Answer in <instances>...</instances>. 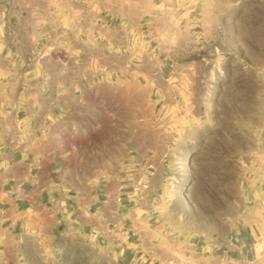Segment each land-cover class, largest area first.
<instances>
[{"label": "rangeland", "instance_id": "obj_1", "mask_svg": "<svg viewBox=\"0 0 264 264\" xmlns=\"http://www.w3.org/2000/svg\"><path fill=\"white\" fill-rule=\"evenodd\" d=\"M45 1L0 0V100L64 114L69 69L91 72L78 109L136 147L138 198L86 230H0V264H264V0L137 2L82 43ZM238 230L248 259L227 251Z\"/></svg>", "mask_w": 264, "mask_h": 264}, {"label": "crops", "instance_id": "obj_2", "mask_svg": "<svg viewBox=\"0 0 264 264\" xmlns=\"http://www.w3.org/2000/svg\"><path fill=\"white\" fill-rule=\"evenodd\" d=\"M46 1L48 9L71 14L62 25L73 28L69 41L73 42L71 34L75 33L78 37L74 41L80 43L87 41V26L108 24L105 12L132 10L137 2L150 4V0ZM52 1L54 4H50ZM34 4L31 0L32 12ZM89 11L95 12L94 18H74L75 12ZM17 23L36 27L39 22L28 19ZM48 24L61 25L55 19ZM88 73L81 68L69 69L71 76L62 87L64 98L70 100L67 106L73 110L64 114L31 109L25 113L22 99L0 100V230L7 236H16L23 228L41 235L71 228L86 230L96 225L98 213L104 209L110 211L109 215H119L121 203L138 198L130 178L121 174V167L135 165L136 147L125 143L121 148L118 134L104 138L98 133L97 117L78 109L93 106L86 97L87 79L81 78ZM77 75L80 77H74ZM8 107L11 110L5 109ZM146 161L144 157L140 163ZM226 248L236 258L252 255V247L240 230L230 236Z\"/></svg>", "mask_w": 264, "mask_h": 264}]
</instances>
